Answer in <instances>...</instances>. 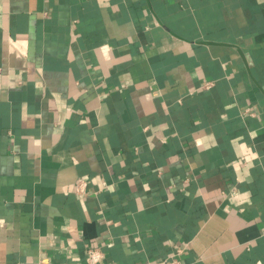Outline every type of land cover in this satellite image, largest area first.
<instances>
[{"label": "crops", "instance_id": "obj_1", "mask_svg": "<svg viewBox=\"0 0 264 264\" xmlns=\"http://www.w3.org/2000/svg\"><path fill=\"white\" fill-rule=\"evenodd\" d=\"M91 246L264 264V0H0V264Z\"/></svg>", "mask_w": 264, "mask_h": 264}, {"label": "built area", "instance_id": "obj_2", "mask_svg": "<svg viewBox=\"0 0 264 264\" xmlns=\"http://www.w3.org/2000/svg\"><path fill=\"white\" fill-rule=\"evenodd\" d=\"M88 182L86 180H81L77 185L76 191L78 193H84L87 191ZM105 253L103 249L98 246H91L87 250L86 262L88 264H102ZM151 264H181L178 255H172L164 259H158L153 261Z\"/></svg>", "mask_w": 264, "mask_h": 264}]
</instances>
